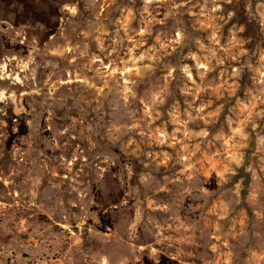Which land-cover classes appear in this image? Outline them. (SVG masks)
<instances>
[{"label":"rangeland","instance_id":"rangeland-1","mask_svg":"<svg viewBox=\"0 0 264 264\" xmlns=\"http://www.w3.org/2000/svg\"><path fill=\"white\" fill-rule=\"evenodd\" d=\"M0 264H264V0H0Z\"/></svg>","mask_w":264,"mask_h":264}]
</instances>
